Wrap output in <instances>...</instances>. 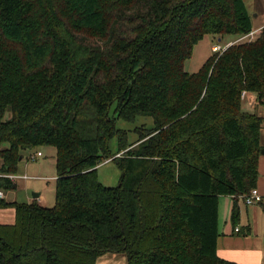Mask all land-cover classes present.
<instances>
[{"label":"trees","instance_id":"1","mask_svg":"<svg viewBox=\"0 0 264 264\" xmlns=\"http://www.w3.org/2000/svg\"><path fill=\"white\" fill-rule=\"evenodd\" d=\"M252 32L244 0H0V175L52 148L57 176L54 208L0 199L16 215L0 264H236L217 254L219 202L233 198L237 226L257 189L264 118L242 93L264 107V28L197 73L185 63L206 36ZM138 117L155 127L129 144L116 121ZM108 160L117 188L98 179Z\"/></svg>","mask_w":264,"mask_h":264},{"label":"rangeland","instance_id":"2","mask_svg":"<svg viewBox=\"0 0 264 264\" xmlns=\"http://www.w3.org/2000/svg\"><path fill=\"white\" fill-rule=\"evenodd\" d=\"M246 3L248 5L252 21L255 20L254 15H252L253 13H251L253 11V7L254 10H259L258 13L260 14V19L254 21L255 28H259L261 21L264 18V0H246ZM234 39H236V37H232V40ZM227 42L228 38L220 41V38L217 36H206L204 40L196 45L192 58L186 61V72L190 74L197 73L209 58L216 55V53L212 51V47L216 45H220L223 47L227 44ZM116 109L117 103H114L110 109V118L113 119L116 117ZM116 127L119 130L128 133L129 144H135L139 140V134L136 132V130L142 127H145L148 130L153 129L155 127V121L152 117H138L136 121L132 123L123 120H117ZM109 148L112 155H116L118 153V138L114 137L110 140ZM38 151L43 152L44 157L39 158L36 162L28 161V156L31 154V152H24L23 154L25 159L19 164L17 172V175L27 174L31 177H36V179H32L27 182V190L22 191L20 187H17L15 190L5 191L4 195L6 198V202L23 203L26 202V198H28L29 195L30 197H33L34 193H42L46 202L45 207L54 208L56 206V151L52 148H40L38 149ZM121 178L122 171L113 160L104 161L98 167L99 182L107 188H117L120 185ZM22 184L23 181L20 180L19 185ZM239 201L240 205L245 204L243 200L240 199ZM220 213L221 228H223L226 223L231 226V215L230 218H228L229 213H226L223 205ZM13 215L14 212L12 209L0 210V224L13 223ZM124 256L127 257L126 255Z\"/></svg>","mask_w":264,"mask_h":264},{"label":"crops","instance_id":"3","mask_svg":"<svg viewBox=\"0 0 264 264\" xmlns=\"http://www.w3.org/2000/svg\"><path fill=\"white\" fill-rule=\"evenodd\" d=\"M244 1L246 3V0ZM246 6L248 8L247 3ZM258 11H259L258 9L254 10L253 7V11L251 12L253 13L252 15H254V19L256 21L260 19V14L258 13ZM255 20L252 21L253 23L252 33H254L256 37L264 28V18L262 19L259 28H255V23H254ZM227 38H228L227 44L230 43L238 44L239 43L238 41L240 40V38H236L234 40H232V37H227ZM220 41H223V39L220 38ZM243 110L247 113L256 114L264 118V107L259 106L257 102V96L253 93L247 94V97L243 102ZM261 145L264 148V126L261 132ZM29 156H28V161H30ZM19 176H28L31 178L28 180L19 179L15 183L17 187H20V189H22V191L27 190L28 187L27 182L29 180L36 179V177H31L27 174H21ZM20 180L23 181L22 185H19ZM257 190L259 191V193L263 198L262 202L253 206H248L246 205L245 202H244L245 204L242 205H240L239 203L240 220L237 226H232L231 224L232 226L231 227L229 226L228 223H226L225 226L221 228L220 212L222 210V205L224 206L226 213H229L228 218H230L231 215L230 213L233 206V198L232 197L220 198V202H219L220 236L217 241V254L221 259L236 264H264V154H262L259 161V180L257 184ZM36 195H39V197L35 198ZM34 201H37L41 206H45L46 203L42 193H36V194L34 193L33 197H30L29 195V197L26 198V202L23 203L29 204ZM9 209H0V210H9ZM13 212H14L13 215L14 221L13 223L7 225H12L15 223L16 215L14 210ZM237 228L239 229V231L236 230ZM124 255L125 254L108 253L100 257L97 264H128V260H126L127 257H125Z\"/></svg>","mask_w":264,"mask_h":264},{"label":"built area","instance_id":"4","mask_svg":"<svg viewBox=\"0 0 264 264\" xmlns=\"http://www.w3.org/2000/svg\"><path fill=\"white\" fill-rule=\"evenodd\" d=\"M255 39V35L254 33H251L250 35L248 36H245L243 38H241L238 42L241 43V42H244V41H252ZM235 45V43H230V44H227L225 46H220V45H216V46H213L212 47V51L214 53H220L222 54L223 52H225L229 47ZM247 92L244 91L242 93V99L245 100L246 97H247ZM43 152L41 151H37L33 154L30 155V158L29 160L31 162H36L37 159L43 157ZM0 178H7L9 180H11L13 183H16L19 179H22V180H28V179H31L30 177L28 176H19V175H6V176H3V175H0ZM0 199L3 200L5 199V195H4V192L2 190H0ZM239 199L243 200L246 205L248 206H253V205H256L260 202H262L263 198L261 196V194L259 193V191L257 189H254L251 194L245 196V197H240ZM237 231H239V229L237 228L236 229Z\"/></svg>","mask_w":264,"mask_h":264},{"label":"water","instance_id":"5","mask_svg":"<svg viewBox=\"0 0 264 264\" xmlns=\"http://www.w3.org/2000/svg\"><path fill=\"white\" fill-rule=\"evenodd\" d=\"M262 154H264V150H263ZM38 197H39V195H36V197H35V198H38Z\"/></svg>","mask_w":264,"mask_h":264}]
</instances>
